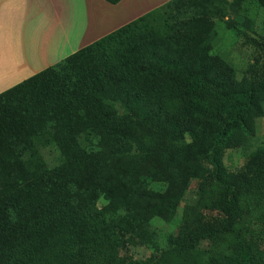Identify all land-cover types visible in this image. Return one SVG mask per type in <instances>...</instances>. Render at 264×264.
<instances>
[{"label":"trees","instance_id":"obj_1","mask_svg":"<svg viewBox=\"0 0 264 264\" xmlns=\"http://www.w3.org/2000/svg\"><path fill=\"white\" fill-rule=\"evenodd\" d=\"M181 1L168 0L0 94V177L20 180L0 195V264H217L195 257L199 242L237 253L241 219L264 221V147L237 171L222 163L264 114L257 104L264 63L238 88L226 65L193 52L189 31L179 39L185 28L169 23L168 9ZM243 40L264 48V35ZM243 92L250 114L226 118V101ZM141 174L165 182L164 191L143 188ZM193 174L210 215L195 230L182 227L157 255H126L134 241H148L151 218L171 219Z\"/></svg>","mask_w":264,"mask_h":264},{"label":"rangeland","instance_id":"obj_2","mask_svg":"<svg viewBox=\"0 0 264 264\" xmlns=\"http://www.w3.org/2000/svg\"><path fill=\"white\" fill-rule=\"evenodd\" d=\"M224 1L227 4L218 5L214 0H182L176 8L168 9L171 15L169 23L185 28L177 34L180 40L184 38L186 30L189 31L188 45L193 52L203 53L204 56L222 62L226 65L225 75H232L228 77L236 81L238 88L244 90L248 80L252 78V71L258 68L260 63H264V48L256 49L243 40L244 35L256 39L263 37L264 0ZM209 2H213L212 5L208 6ZM214 6L225 11L222 19L215 16L218 11L215 13ZM227 21L229 26L225 23ZM247 94L237 93L226 101L223 107L226 118L237 119L250 114ZM257 104L264 110V92L258 94ZM257 147H264V114L252 120L250 132L239 147L224 151L222 163L227 170L237 171L247 155ZM20 172V177L26 179L23 172ZM136 179L141 181L143 188L155 193L163 192L166 187L165 182L151 180L144 174ZM19 181H8V178L0 177V195L17 187ZM200 181L201 177L196 174L187 177L182 184V199L171 219L165 221L158 216L151 218L144 227L148 241H134L124 253L133 259L157 255L167 249L182 227L189 231L195 230L202 218L210 215L209 197L199 195L196 190ZM130 184L134 186L136 183L130 181ZM102 203L104 204L102 199L98 200L97 206ZM236 232L245 241L244 248L237 253L202 241L195 247V257L199 261L215 258L217 264H264V221L257 220L255 216L244 217ZM255 246H258V249Z\"/></svg>","mask_w":264,"mask_h":264},{"label":"crops","instance_id":"obj_3","mask_svg":"<svg viewBox=\"0 0 264 264\" xmlns=\"http://www.w3.org/2000/svg\"><path fill=\"white\" fill-rule=\"evenodd\" d=\"M168 0H0V94Z\"/></svg>","mask_w":264,"mask_h":264}]
</instances>
